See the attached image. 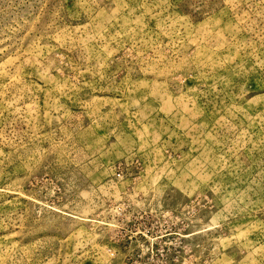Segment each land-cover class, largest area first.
<instances>
[{"label":"rangeland","instance_id":"1","mask_svg":"<svg viewBox=\"0 0 264 264\" xmlns=\"http://www.w3.org/2000/svg\"><path fill=\"white\" fill-rule=\"evenodd\" d=\"M0 264H264V0H0Z\"/></svg>","mask_w":264,"mask_h":264}]
</instances>
